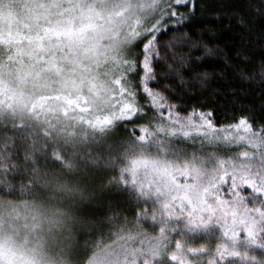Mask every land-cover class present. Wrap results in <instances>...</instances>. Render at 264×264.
Listing matches in <instances>:
<instances>
[{
    "label": "snow or ice",
    "instance_id": "6c2138e0",
    "mask_svg": "<svg viewBox=\"0 0 264 264\" xmlns=\"http://www.w3.org/2000/svg\"><path fill=\"white\" fill-rule=\"evenodd\" d=\"M0 264H264V0H0Z\"/></svg>",
    "mask_w": 264,
    "mask_h": 264
},
{
    "label": "trees",
    "instance_id": "16d2710c",
    "mask_svg": "<svg viewBox=\"0 0 264 264\" xmlns=\"http://www.w3.org/2000/svg\"><path fill=\"white\" fill-rule=\"evenodd\" d=\"M230 118V114L226 115L222 108L217 110V119L220 122H225L227 119Z\"/></svg>",
    "mask_w": 264,
    "mask_h": 264
}]
</instances>
